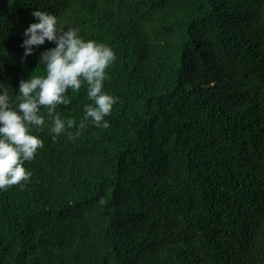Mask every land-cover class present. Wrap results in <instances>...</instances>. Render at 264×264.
Segmentation results:
<instances>
[{
    "label": "trees",
    "instance_id": "trees-1",
    "mask_svg": "<svg viewBox=\"0 0 264 264\" xmlns=\"http://www.w3.org/2000/svg\"><path fill=\"white\" fill-rule=\"evenodd\" d=\"M33 9L115 50L119 100L57 139L41 106L30 181L0 190V264H264V0H0L14 101L55 46L23 58ZM69 95L78 126L92 101Z\"/></svg>",
    "mask_w": 264,
    "mask_h": 264
},
{
    "label": "clouds",
    "instance_id": "clouds-1",
    "mask_svg": "<svg viewBox=\"0 0 264 264\" xmlns=\"http://www.w3.org/2000/svg\"><path fill=\"white\" fill-rule=\"evenodd\" d=\"M32 14L35 22L23 33V58L46 41L55 46L40 55L39 64L45 69L42 74L32 73L28 79L20 80L15 101L9 93L11 86L0 81V190L17 184L24 187L30 181L32 172L25 162L34 159L44 146L43 139L31 131L33 127L42 130L45 125L41 106L47 107L53 121L50 132L57 139L62 133L79 136L88 123L109 128L105 117L119 100L105 90V81L110 78L107 70L117 60L110 45L85 39L77 27L65 28L53 13L33 9ZM85 85L92 102L84 105V118L77 126L75 117H62L56 109L70 104L69 90L78 92ZM73 127H77L75 133L69 131Z\"/></svg>",
    "mask_w": 264,
    "mask_h": 264
}]
</instances>
